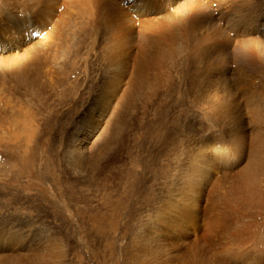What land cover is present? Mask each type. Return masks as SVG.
<instances>
[{"label":"rangeland","instance_id":"374dc122","mask_svg":"<svg viewBox=\"0 0 264 264\" xmlns=\"http://www.w3.org/2000/svg\"><path fill=\"white\" fill-rule=\"evenodd\" d=\"M231 1L207 0L195 10L201 9L206 18L209 16L212 19L199 32L202 40L206 37L212 40L209 57L202 61L200 53L187 51L183 52L184 58L181 60L180 40L175 36H164L158 39L161 41L155 53H159L155 57L157 65L146 70L148 73L145 81L134 79L135 75L131 73L137 72L136 67L142 64L137 65L134 61L136 55L143 51L138 50V42L129 43L131 56L124 57L131 64L127 77L123 79L119 63L121 58L112 60L113 50L110 45L121 44V39L136 34L130 31L142 32L147 28L139 23L134 11L129 8V0H110L112 4H120L121 10L110 14L107 19L88 16V13L93 12L94 0H63L53 5V17L41 31L36 32V39L29 47L25 46L20 52L5 58L0 56V224L6 234L12 232L22 239L20 252L13 245V239L11 244L7 237L0 241V264H15L16 258L19 264H38L40 260L45 264H132L125 260V256L139 243L130 242L136 227V217L141 212L138 201L152 193H159L160 185L155 180H148L149 185L145 190H140L139 187V174L150 164L149 162L146 167V161L150 159L147 155L152 153L153 136L138 141L142 129L138 128L140 118L136 101L129 107L128 114L125 115L121 109L122 98L128 86L136 94L137 89H134L144 81L149 88L156 85L158 94L168 102L175 103L176 99L177 104L182 100L187 101L191 109L183 111L178 107L176 121L181 127H188L187 123H190L193 135L190 139L196 147L200 146L201 138L214 132V129L218 131L215 126H220L225 131L226 124L233 118L238 125L241 122L245 126H255V133L259 127L264 129L256 121V114L251 112L254 109L261 113L258 116L264 115V75L253 72L264 67V63H259L258 47H251L248 62L244 60L246 50L240 45L236 46L235 56L230 59L228 47L233 44L228 37L237 36L228 29L225 19L216 17L226 16L224 8L230 10ZM155 2L162 3V10L169 12L167 15L170 19L180 14L176 12L180 3L175 5L176 9L173 8L178 0ZM253 3L258 16H264V0H253ZM203 6L206 7L205 10ZM6 12V8L0 7V26L9 27L11 19L17 13L9 15L11 11L8 14ZM126 21L127 24L123 25L125 30L121 32L116 24ZM260 24L263 25L264 20ZM31 25L38 23L32 22ZM179 25L184 27L183 24ZM210 27L213 28L212 31ZM29 32L31 40L34 34L31 26L30 29L23 28L21 36L29 37ZM9 33L11 34L5 37V41L12 40L13 31ZM186 33L191 44L192 37ZM15 38L14 34V40ZM155 46L157 47V41ZM199 47L201 50L205 44L202 43ZM65 48L67 53L62 55ZM162 51L165 55L160 56ZM193 53H197V56L193 57ZM26 54L35 56L39 66L38 94L35 96L28 93L10 72L14 68V62ZM192 57L197 58L198 62H194ZM206 64L209 69L203 68ZM219 72L225 74L231 95L225 97V93H219L211 109L194 111L193 96L189 89L191 78H205V88L214 90L220 82ZM110 75L114 76L110 78ZM243 83L245 88L242 87ZM111 86L121 88H110ZM207 93L208 91H202L198 95L204 97ZM152 94L150 91V95ZM112 100L114 101L111 103ZM253 100L255 101L252 103ZM109 105L111 112L107 108ZM170 105L176 106L173 103ZM16 113L25 115L18 120L14 117L11 119ZM121 118L124 119L121 121ZM210 124L215 125V128ZM173 132L177 139H181L182 133L175 130ZM183 137L185 139L188 136L183 134ZM100 142L105 144L107 152L100 158L101 165L94 169L89 159ZM116 147L121 149L120 153L112 152ZM174 152L175 157L187 155L182 148ZM167 154L169 153L164 152L159 155L162 162ZM175 162L171 166L173 179H176L175 171L180 167L178 159ZM126 163L133 165L130 172L136 171L137 176L134 184L129 185L125 192ZM189 163L190 161L185 164L186 167ZM160 167L165 165L161 164ZM220 177L222 178L221 175ZM129 192L131 193L127 196L126 193ZM117 201L123 203L122 208H115ZM149 209L151 205L144 207L146 211ZM262 211L264 210L261 209ZM232 212L233 216L225 210L227 216H232L229 217L232 221L229 219V222L228 217L226 220L225 215L226 222L222 224L224 228H218L217 233L212 232L205 239L202 237L200 244L191 247L192 250L187 255L191 262L195 263L196 258L201 256V260L206 263L214 264V261L225 258L227 264H239V260L227 259L226 254L233 250L243 253L252 244V250L255 245L262 244L259 251L263 249L260 252H264V242L257 240H262L264 235L261 234L264 233V214L253 220L250 212ZM207 214L210 215V211L206 212V216ZM259 220L263 226H259ZM234 221L236 225H230L235 224ZM226 223H230L231 227ZM229 227L231 232L234 230L233 238ZM240 228L243 231L241 233ZM235 230L238 231L235 233ZM227 238L229 239L226 240ZM239 240L245 242L243 244L247 243L244 250H241L243 244ZM226 243L231 246L228 247ZM37 245L53 246L56 251L54 259H50L45 251L34 256L31 249ZM249 249L248 252L244 251L245 254L251 253L252 250ZM146 250L147 247L143 246L142 251ZM133 255L127 256L129 259L135 258L132 262L138 261L140 254ZM198 260L200 259L197 262ZM150 263L145 260L139 262ZM172 263L181 264L182 260Z\"/></svg>","mask_w":264,"mask_h":264},{"label":"bare ground","instance_id":"6f19581e","mask_svg":"<svg viewBox=\"0 0 264 264\" xmlns=\"http://www.w3.org/2000/svg\"><path fill=\"white\" fill-rule=\"evenodd\" d=\"M62 1L63 0H0V7L7 9L6 14H8L9 11H11L9 15L13 12L17 13L16 17L11 19V26H0V56L5 58L13 53L20 52L25 46L29 47L36 39V32L41 31L44 28L43 26L53 17V5H57ZM129 1L131 4H129V8L134 11L133 13H135L139 23L145 25L147 28L146 31L142 32L138 30L130 31L136 34L124 37L121 39V44H119V42L118 44L110 45V48L113 50L112 60L115 61L121 58L119 63L122 68L123 79L129 74L131 66L129 59L124 58L129 55L131 56L129 52L130 42H138V50H143L136 55L134 60L135 64H142L140 66L136 65L138 67H136L138 70L137 72H131L133 76L135 75L134 79L138 80L146 79L148 73L146 70L149 71L153 66L156 67L157 59L155 57L159 56V53L157 55H155V53L159 49L158 45L161 41L158 39H162L164 36H175L180 40L179 52L182 54L181 60L184 58L183 52L187 51L200 53L202 61L209 57L212 52V40L207 37L202 40L199 36V32L203 28V25L205 26L212 19H210L209 16L206 18L201 9L195 11L202 7L207 0H178L173 8L176 9L177 7L175 5L180 3L181 7L179 6L178 11L175 10L180 14L177 13V15H179L174 19L168 17L167 14L169 12L167 10L163 12L161 2L156 3V0ZM124 2H128V0H124ZM217 2H219V0H217ZM231 2L230 10L224 8L226 16H216L225 19L226 23L229 25L228 29L237 36V38L228 37L230 43L233 44L228 47V57L232 59V56H235L236 46L240 45L246 50L244 60L248 62V56L251 55L250 49L255 45L258 47L259 63H264V24H260L261 21L264 20V16H258L257 8L253 0H232ZM242 4L244 6V13ZM120 6V4H112L110 0H94L93 12L88 13V16L91 17L95 15L107 19L110 14L120 12ZM9 7L11 8L8 9ZM28 8L31 10L28 11ZM206 10H208V8ZM9 15L7 16L10 17ZM130 19L134 20L132 17H130ZM32 22H37L38 25H31ZM28 23L29 25H27ZM125 23L127 24V21L120 22L116 24V27H119L121 32H123L125 30L123 26ZM179 24H183L184 27ZM30 26L34 33L31 40V32L28 33L29 37L21 36L23 28L30 29ZM212 30L213 28L210 31ZM7 31H13L12 40L5 41V37H9L11 34L9 32L7 33ZM186 32L192 37L191 44L190 41L188 42L189 39ZM14 34L16 36L15 40ZM154 40L157 41V47L155 46L156 41ZM22 42L27 44L24 45ZM202 43L205 44V47L200 50L199 45ZM154 46L156 47L155 49ZM218 51L217 56H219ZM66 53L67 48L62 51V55ZM197 53H193L192 56L196 57ZM161 55H165V52L162 51L160 53V56ZM145 56L146 58H143ZM193 61L198 62V59L193 58ZM12 66L14 68L10 70V72L13 78L22 84L28 93L34 96L37 95L39 66L36 57L26 54L20 60L15 61ZM203 68L209 69V66L206 64ZM253 72H259L264 75V67L261 69L257 68ZM113 76L114 75H110V78ZM191 79L192 80L189 82V89L193 96L194 111L199 110L204 112L205 110L211 109L219 93H225V97L231 95V90L227 87L225 74L223 72H219L220 82L214 90L205 88L203 84L205 78L192 77ZM144 81L140 82L137 88L134 87V90L137 89L136 94H134L136 91L134 92L131 87L128 86L126 88L125 95L122 98L123 103L121 102V109H123L125 115L128 114L129 107L136 101L140 118L138 121V128L142 129L138 141L141 142L149 136H153L152 153L147 155L150 159L146 161V167L149 162L150 164L144 172L139 174L138 181L140 190H145L149 185L148 180H155L160 185V192L156 195L152 193V195L138 201L141 212H139L136 217V227L132 232L130 242L135 243L139 241V243L134 245V249L127 255L139 253L140 257L138 261L132 262L135 258L130 257L129 259L126 255L125 260L132 264H139V262L144 260L146 262L150 261V264H174L172 261L178 259L182 260L181 264H212L201 260V256L196 258L195 263L191 262L189 258H187V255H189L188 251L192 250V246L194 247L196 244H200L202 237H207L212 232V234H215L216 231L218 232L223 226L222 224L226 222L227 217L228 220H231L233 216L232 211H234V213L236 210L239 211V213L241 211L250 212V217L253 220L255 218L258 219V216H261L260 214H264V211L261 212V209L264 210V129L259 127L258 131L255 133L257 130L255 126H245L241 122L238 125V123L236 124L234 122L235 118H233L226 124L225 131L220 126L214 125L218 128V131L214 129V132L201 138L200 146L196 147L190 139V137H193V135H191L192 129L190 128V123H187L188 127H181L176 121V109L180 107L183 111H187L191 109L190 104L185 100L177 104V99L175 103L174 101L168 102L163 96L158 94V87L156 85L149 88ZM242 87L245 88V83L242 84ZM110 88H121V86H111ZM150 91L153 92L152 95H150ZM202 91H208L206 96L201 97L198 95V93ZM162 92L164 93V91ZM114 100H112L111 103ZM254 101L255 100H253L252 103ZM172 103L176 104V106H171L170 104ZM259 105L260 104H258V106ZM251 107H253V105ZM107 108H109V112H111V105ZM251 112L256 114V121L259 123V126H264V115L258 116L261 113H257L254 109H251ZM24 115V113H16L10 118L12 119L14 117L18 120ZM191 117L194 118L193 115ZM123 119L124 118H121V121ZM0 123H2V121ZM210 126L214 127L211 124ZM244 129H246V131L242 132ZM173 130L182 133L181 139H177ZM183 134L188 137L184 139ZM179 148L185 150L187 154L185 157L181 154L175 157L174 151ZM90 151L91 149L88 151L89 154ZM106 152L105 144L100 142L89 159L94 169L101 165L102 160L100 158L103 157ZM112 152L120 153L121 149L116 147ZM164 152L169 154L166 155V158L162 162L159 155ZM175 159H178L177 163H180V167L175 171L177 175L176 179H173L171 166L176 164ZM188 161H190V165L186 167L185 164ZM126 164L124 171V177L127 180L125 192L128 190L129 185L134 184L137 176L136 171L130 172L133 165ZM161 164L165 165V167H160ZM148 173L150 176H147ZM220 175L222 178H219ZM130 193L131 192L126 193V195L129 196ZM137 194L139 195L138 189ZM117 204L115 208L123 207L121 201H117ZM149 205H151V209L148 211L144 210V207ZM221 205L222 207H220ZM225 210L229 211L232 216H227L226 214L228 212L225 214ZM209 211L211 214H207L206 216V212L208 213ZM239 213L237 212L236 216H238ZM247 214H245L246 217ZM225 215L226 220H224ZM239 218H241V216ZM236 219L238 221V218ZM259 221L261 222L259 226H261L262 221ZM259 221L256 222L259 223ZM239 223H241V221H239ZM229 224H227V226ZM230 225L235 226L236 222ZM228 230L230 231L231 228ZM262 230L264 231V229ZM237 231L235 230V233ZM241 231L242 229L240 233ZM232 232H234V230ZM232 232L230 231V234ZM233 234L234 233L231 235L232 238L235 236ZM6 237L10 244L11 239L14 240L13 245L18 249V252L22 250L20 246V244H22V239L13 235L12 232L6 234L0 224V241ZM243 239L244 238H242V240ZM261 239L262 240H259L258 238L257 240L263 243L264 235ZM239 241H237V243ZM253 241H255V239ZM253 241L251 243H253ZM239 243L243 244L245 242L240 241ZM255 243H257V241H255ZM226 244L228 247L231 246L228 243ZM246 244H243L241 250L245 249ZM261 245L262 244L259 246ZM143 246L147 247L146 251H142ZM252 246L250 248L251 250ZM259 246L255 245L252 251L247 247L251 251V253L249 252L250 254H245L244 252H248V249H245L243 253L233 250L229 251L226 254L228 257H226L227 259L239 260V264H264V255L262 254L264 252H260L263 251V249L259 251ZM238 250L240 251V248H238ZM44 251L50 259H54L56 251L51 245H37V247L31 249L34 256ZM14 253L16 252L14 251ZM191 253L193 252L191 251ZM197 259L200 260L197 262ZM14 262L15 264H19L17 258ZM213 263L227 264L225 258H221L219 261H214ZM38 264L45 263L40 260Z\"/></svg>","mask_w":264,"mask_h":264}]
</instances>
